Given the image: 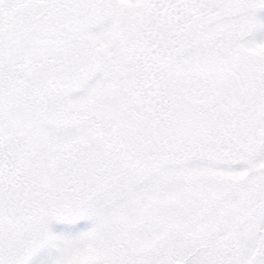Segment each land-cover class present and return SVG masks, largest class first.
Here are the masks:
<instances>
[{
    "label": "snow or ice",
    "instance_id": "obj_1",
    "mask_svg": "<svg viewBox=\"0 0 264 264\" xmlns=\"http://www.w3.org/2000/svg\"><path fill=\"white\" fill-rule=\"evenodd\" d=\"M0 264H264V0H0Z\"/></svg>",
    "mask_w": 264,
    "mask_h": 264
}]
</instances>
